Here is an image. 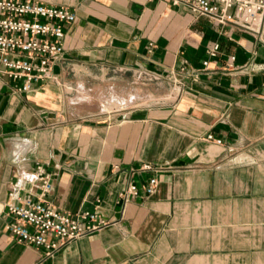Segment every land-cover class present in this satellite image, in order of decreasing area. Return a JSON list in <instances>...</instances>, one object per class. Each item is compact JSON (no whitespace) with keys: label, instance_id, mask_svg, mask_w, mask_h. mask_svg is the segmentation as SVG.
I'll list each match as a JSON object with an SVG mask.
<instances>
[{"label":"crops","instance_id":"crops-1","mask_svg":"<svg viewBox=\"0 0 264 264\" xmlns=\"http://www.w3.org/2000/svg\"><path fill=\"white\" fill-rule=\"evenodd\" d=\"M35 1L76 20L55 79L28 92L0 79V264H264V31L163 0ZM175 81L173 99L156 97ZM10 190L109 223L46 255L7 230Z\"/></svg>","mask_w":264,"mask_h":264},{"label":"built area","instance_id":"built-area-1","mask_svg":"<svg viewBox=\"0 0 264 264\" xmlns=\"http://www.w3.org/2000/svg\"><path fill=\"white\" fill-rule=\"evenodd\" d=\"M188 8L198 17L202 15L221 24H232L243 31L259 36L264 31V0H163ZM76 20V12L65 6H52L35 0H0V79L8 77L16 82L13 91H30L34 82L55 79L52 68L63 62L65 56V27ZM217 43L209 50L216 56ZM236 56L232 55V59ZM208 60L204 63L207 65ZM159 80V74H149ZM181 91L179 81L173 84ZM172 94H176L173 92ZM207 138L223 143L222 138L208 134ZM143 171L160 168L145 163ZM38 182L43 194L50 192L52 181L48 174L35 171L31 175ZM27 176L21 175V180ZM159 178L153 174L142 187L147 194L157 189ZM8 213L11 216L6 228L19 241L40 246L46 255H52L68 242L87 235L107 225L109 221L97 212L85 211L79 217L31 197L20 198L10 190ZM141 188L129 184L120 193L124 204L139 195Z\"/></svg>","mask_w":264,"mask_h":264},{"label":"rangeland","instance_id":"rangeland-1","mask_svg":"<svg viewBox=\"0 0 264 264\" xmlns=\"http://www.w3.org/2000/svg\"><path fill=\"white\" fill-rule=\"evenodd\" d=\"M170 86V85H169ZM169 86H167V87H169ZM169 88H171V91H169V92H167V95H163V94H165V93H161V95L160 96H156L157 98H161V97H166L167 99L169 98V99H173L174 98V94H172L173 92H177V87H175L174 85H172V87H169ZM124 93V92H123ZM146 92H145V90H143L142 88H140L139 89V94H140V96L141 95H144ZM79 95V93H77L76 94V96H78ZM83 95L84 94H80L79 95V97L81 98V97H83ZM91 96L93 97H91V101L89 102V104L87 105V104H85V106H87V107H90L89 105H90V103H93V101H94V99L95 100H97L98 99V95L97 94H94V93H91ZM148 99V98H147ZM147 99L144 97V100L143 101H139V102H141L142 104L143 103H145V102H147ZM83 103L81 102V105H82ZM96 105H97V107L95 106L94 107V105L93 106H91V109H89V110H93V111H100V104L99 103H96ZM82 106H84V105H82Z\"/></svg>","mask_w":264,"mask_h":264}]
</instances>
